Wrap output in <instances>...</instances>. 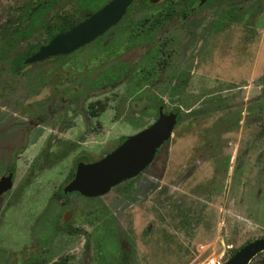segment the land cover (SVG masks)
<instances>
[{"label": "rangeland", "instance_id": "1", "mask_svg": "<svg viewBox=\"0 0 264 264\" xmlns=\"http://www.w3.org/2000/svg\"><path fill=\"white\" fill-rule=\"evenodd\" d=\"M38 1L0 0V264L225 263L264 239V0H136L89 45L15 74L42 31L4 36L36 27ZM47 1L55 22L111 0ZM158 102L178 120L145 171L101 198L63 193Z\"/></svg>", "mask_w": 264, "mask_h": 264}, {"label": "water", "instance_id": "2", "mask_svg": "<svg viewBox=\"0 0 264 264\" xmlns=\"http://www.w3.org/2000/svg\"><path fill=\"white\" fill-rule=\"evenodd\" d=\"M133 1L111 0L67 32L58 34L46 45L39 47L23 62L24 65L68 56L89 45L118 24ZM158 1L151 0L152 3ZM177 119L176 114L164 113L162 107H159L158 117L151 125L127 137L105 157L92 163H78L73 178L63 188V193L97 199L121 183L136 178L151 165L158 150L170 140ZM12 175V170H7L0 178V197L11 190ZM70 215L71 209L68 208L67 220ZM261 252H264V239L247 244L224 264H248Z\"/></svg>", "mask_w": 264, "mask_h": 264}, {"label": "trees", "instance_id": "3", "mask_svg": "<svg viewBox=\"0 0 264 264\" xmlns=\"http://www.w3.org/2000/svg\"><path fill=\"white\" fill-rule=\"evenodd\" d=\"M135 1L136 0H134L133 3ZM140 1L143 2L145 0H140ZM236 1H238V0H227L224 3L219 2L217 5L218 6H223V5L235 6ZM36 6H38V7L30 8L26 13L27 17H25L27 19H30L33 22V25L36 26L35 28H26L23 30V32L19 28H16L13 31L10 30L4 36V38L6 40H12L14 37L19 36L20 37L19 42H20V41H25L26 39H28L34 33V31H37V30L42 31V35H43L42 43H38V44H35L33 46H30L29 49L22 56L18 57L14 61V63H13L14 69L12 71L15 74H19L26 67L23 62L27 58H29L31 55H33L38 50L39 47L46 45L52 38H54L58 34L67 32L72 27H74L75 25H77L78 23H80L81 21H83L86 18V16H84L81 19H79L78 21H74L71 18L66 17V16H62V17L58 16V21L52 22L51 18L48 17V15L51 13V11L46 12L47 13L46 18H43V16L40 14L41 9L45 10L46 7H49L48 1L47 0H39L38 3L36 4ZM130 8L128 9V11L130 10ZM128 11H127V13H128ZM111 87L113 88L114 85L112 84ZM161 106H162V102H158L157 103V111H158V108ZM95 107H96V109L99 107V109L94 110L93 112L90 111V108H89V115L90 116L95 117L97 112H103L105 110V105L102 103H99V102L95 103ZM92 108H93V105L91 106V109ZM125 139H126V137H122L119 141V144L122 143ZM80 162H82V160L78 161V163H80ZM69 176H70L69 180L71 181L73 178V175L70 174Z\"/></svg>", "mask_w": 264, "mask_h": 264}, {"label": "built area", "instance_id": "4", "mask_svg": "<svg viewBox=\"0 0 264 264\" xmlns=\"http://www.w3.org/2000/svg\"><path fill=\"white\" fill-rule=\"evenodd\" d=\"M208 264H224V261L215 259V260H210Z\"/></svg>", "mask_w": 264, "mask_h": 264}, {"label": "flooded vegetation", "instance_id": "5", "mask_svg": "<svg viewBox=\"0 0 264 264\" xmlns=\"http://www.w3.org/2000/svg\"><path fill=\"white\" fill-rule=\"evenodd\" d=\"M202 1H204V0H200V4L202 3ZM88 15H89V14H88ZM86 17H87V15H86ZM256 256H257V255H256ZM250 262H251V261H250ZM250 262H249V263H250ZM249 263H248V264H249Z\"/></svg>", "mask_w": 264, "mask_h": 264}]
</instances>
